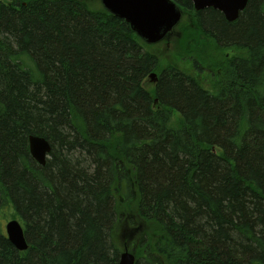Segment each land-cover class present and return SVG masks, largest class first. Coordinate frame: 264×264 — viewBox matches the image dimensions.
<instances>
[{
  "label": "trees",
  "instance_id": "trees-1",
  "mask_svg": "<svg viewBox=\"0 0 264 264\" xmlns=\"http://www.w3.org/2000/svg\"><path fill=\"white\" fill-rule=\"evenodd\" d=\"M195 16L222 50L210 87L102 4L2 0L0 213L29 248L0 220V264H118L133 245L135 264H264V0Z\"/></svg>",
  "mask_w": 264,
  "mask_h": 264
},
{
  "label": "water",
  "instance_id": "water-1",
  "mask_svg": "<svg viewBox=\"0 0 264 264\" xmlns=\"http://www.w3.org/2000/svg\"><path fill=\"white\" fill-rule=\"evenodd\" d=\"M197 10L212 7L225 15L231 22L239 18L248 5V0H191ZM2 1L0 0V3ZM111 14L127 20L133 31L148 44L161 42L181 20V9L174 0H101ZM157 79L155 73L151 75ZM29 149L37 163L46 164L51 153L50 142L42 136H29ZM6 231L11 243L18 250L29 248L26 233L19 220H10ZM118 264H135V255L125 250Z\"/></svg>",
  "mask_w": 264,
  "mask_h": 264
},
{
  "label": "rangeland",
  "instance_id": "rangeland-1",
  "mask_svg": "<svg viewBox=\"0 0 264 264\" xmlns=\"http://www.w3.org/2000/svg\"><path fill=\"white\" fill-rule=\"evenodd\" d=\"M88 1L94 6L101 4V0ZM182 17L183 20L169 37H166L161 43L150 44L149 49L158 54L163 65L176 64L184 71L194 75L199 82L210 87L216 80L214 72L207 64L210 65L209 62L221 58L222 50H219L213 39L199 28L195 11L184 10ZM197 63L201 66V70L196 69L195 64ZM149 80L151 81V79ZM12 214L13 212L10 211L5 214L0 213L4 230L7 221L15 219ZM128 239L130 238L126 235L122 243L128 242L125 241ZM133 246L135 247V245ZM133 246L129 251L136 254Z\"/></svg>",
  "mask_w": 264,
  "mask_h": 264
}]
</instances>
